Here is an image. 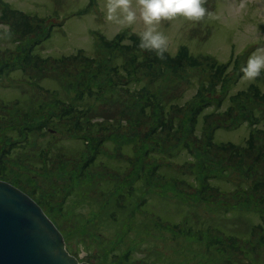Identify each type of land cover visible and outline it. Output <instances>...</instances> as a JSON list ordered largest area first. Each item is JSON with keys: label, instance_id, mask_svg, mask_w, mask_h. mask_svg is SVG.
Instances as JSON below:
<instances>
[{"label": "rangeland", "instance_id": "374dc122", "mask_svg": "<svg viewBox=\"0 0 264 264\" xmlns=\"http://www.w3.org/2000/svg\"><path fill=\"white\" fill-rule=\"evenodd\" d=\"M105 3L0 0V180L86 263L264 264V0L164 21V59Z\"/></svg>", "mask_w": 264, "mask_h": 264}, {"label": "water", "instance_id": "95a60500", "mask_svg": "<svg viewBox=\"0 0 264 264\" xmlns=\"http://www.w3.org/2000/svg\"><path fill=\"white\" fill-rule=\"evenodd\" d=\"M0 264H91L72 255L53 221L29 195L0 180Z\"/></svg>", "mask_w": 264, "mask_h": 264}, {"label": "clouds", "instance_id": "9594fccd", "mask_svg": "<svg viewBox=\"0 0 264 264\" xmlns=\"http://www.w3.org/2000/svg\"><path fill=\"white\" fill-rule=\"evenodd\" d=\"M206 3L207 0H106V19L121 26H131L141 20L144 29L138 33L139 49L155 52L158 58L164 59L169 51V38L159 30V26L164 21L179 18L194 23L206 18L219 19L216 13L204 6ZM240 71L243 73L242 80L254 82L259 78L264 71V48L251 52Z\"/></svg>", "mask_w": 264, "mask_h": 264}, {"label": "trees", "instance_id": "16d2710c", "mask_svg": "<svg viewBox=\"0 0 264 264\" xmlns=\"http://www.w3.org/2000/svg\"><path fill=\"white\" fill-rule=\"evenodd\" d=\"M221 147H223V148H225V149H227V151H229V147H232V144H229L228 146H226V145H221ZM229 148V149H228ZM50 218V217H49ZM51 220V219H50ZM66 241V240H65Z\"/></svg>", "mask_w": 264, "mask_h": 264}]
</instances>
